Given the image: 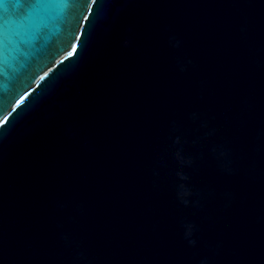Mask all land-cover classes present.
I'll return each instance as SVG.
<instances>
[{"label":"water","instance_id":"95a60500","mask_svg":"<svg viewBox=\"0 0 264 264\" xmlns=\"http://www.w3.org/2000/svg\"><path fill=\"white\" fill-rule=\"evenodd\" d=\"M0 0V264H264V0Z\"/></svg>","mask_w":264,"mask_h":264},{"label":"snow or ice","instance_id":"6c2138e0","mask_svg":"<svg viewBox=\"0 0 264 264\" xmlns=\"http://www.w3.org/2000/svg\"><path fill=\"white\" fill-rule=\"evenodd\" d=\"M38 2H39V0H37V4H33V5L30 6L29 15H31L32 11L35 10L38 7Z\"/></svg>","mask_w":264,"mask_h":264}]
</instances>
